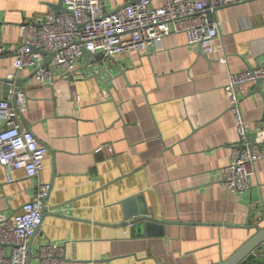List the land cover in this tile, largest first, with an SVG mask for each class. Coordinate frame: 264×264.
I'll return each mask as SVG.
<instances>
[{
    "label": "crops",
    "instance_id": "obj_1",
    "mask_svg": "<svg viewBox=\"0 0 264 264\" xmlns=\"http://www.w3.org/2000/svg\"><path fill=\"white\" fill-rule=\"evenodd\" d=\"M134 1L103 4L110 12ZM60 4L0 0V79L17 80L9 89L0 81V98L26 91L20 124L47 148L36 177L23 169L7 177L0 165L4 217L18 213L39 183L51 185L30 242L31 264L39 263L37 247L47 242L64 245L62 264L225 261L264 226V159L255 163L246 191L218 182L238 141L223 86L229 73L264 64V0L218 11L220 36L209 55L183 33L114 56L124 74L99 54L97 61L111 66L107 86L86 78L82 56L74 78L55 77L53 84L35 81L33 66L15 69L21 24ZM239 94L248 138L264 144V87L243 84ZM143 211L152 219L129 225L127 217Z\"/></svg>",
    "mask_w": 264,
    "mask_h": 264
},
{
    "label": "built area",
    "instance_id": "obj_2",
    "mask_svg": "<svg viewBox=\"0 0 264 264\" xmlns=\"http://www.w3.org/2000/svg\"><path fill=\"white\" fill-rule=\"evenodd\" d=\"M247 1L136 0L108 12L103 0H61L63 10H50L21 24L13 65L16 70L33 66L35 81L53 84L55 77H75L83 48L114 57L151 49L170 33H183L189 45L209 55L216 51L213 41L220 36L217 12ZM4 53L0 44V55ZM43 53L52 54L47 65L40 61ZM220 61L225 63L226 58ZM48 66H54L56 72L51 73ZM259 80L264 87V64L229 73L223 86L238 141L231 146L230 160L222 167L218 182L231 192L249 189L255 163L264 159V144L248 138L239 94L243 84ZM27 107L24 89H14L11 100L0 98V165L5 167L7 177L13 169H23L27 177H36L43 169L47 148L19 121ZM50 192L49 183H39L18 213L9 217L0 213V264H31L28 241L41 223L42 201ZM261 253L264 256V244ZM36 254L38 264H62L64 245L40 244Z\"/></svg>",
    "mask_w": 264,
    "mask_h": 264
},
{
    "label": "water",
    "instance_id": "obj_3",
    "mask_svg": "<svg viewBox=\"0 0 264 264\" xmlns=\"http://www.w3.org/2000/svg\"><path fill=\"white\" fill-rule=\"evenodd\" d=\"M59 7H60L59 11L63 10L62 4H60ZM99 54L103 55L105 58L113 60L112 56L106 54L103 51L91 52L84 48L82 49V58L85 59V62L88 65V75L86 76V78H93L96 81L107 86V81H109L111 77L110 71H109V69H111V66L108 67L103 62L97 61V56ZM43 55H44L43 65H47L50 62L52 54L43 53ZM113 63L114 65H116L118 69V73L124 74L123 69L119 66V64L115 61ZM48 69L51 71V73L56 72V69L54 66H48ZM103 76H106L107 80H104ZM0 81L4 83V85L6 86L5 87L6 89H9L12 84H15V85L17 84V80L12 79V78L0 79ZM261 83L262 82L260 80L256 81V84L258 87H260ZM45 201L46 200L42 201V218L45 213V207H44ZM127 219L130 220L129 221L130 222L129 225H130V224H134L135 222H139L143 220H151L152 218L148 216L147 212L143 211V212L135 213L134 218L130 216V217H127ZM38 228L39 226L36 227L32 237L28 241V247H29L30 254H31L30 242L33 236H35V234L37 233ZM255 229H256V232L251 237H249V239L245 243H243L241 247H239L228 259H226L225 261H222L219 264H264V259L261 258L262 257L261 248H262V245L264 244V226L263 227L256 226Z\"/></svg>",
    "mask_w": 264,
    "mask_h": 264
}]
</instances>
